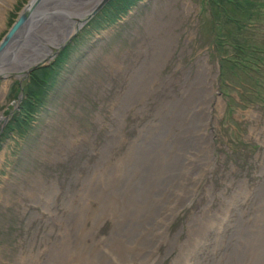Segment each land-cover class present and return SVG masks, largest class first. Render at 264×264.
Listing matches in <instances>:
<instances>
[{"label": "rangeland", "instance_id": "rangeland-1", "mask_svg": "<svg viewBox=\"0 0 264 264\" xmlns=\"http://www.w3.org/2000/svg\"><path fill=\"white\" fill-rule=\"evenodd\" d=\"M108 1L57 47L91 8L68 0L45 57L0 67V264H264V100L224 83L208 0H136L82 36L39 118L10 128L30 71ZM27 2L0 0V39Z\"/></svg>", "mask_w": 264, "mask_h": 264}, {"label": "trees", "instance_id": "trees-1", "mask_svg": "<svg viewBox=\"0 0 264 264\" xmlns=\"http://www.w3.org/2000/svg\"><path fill=\"white\" fill-rule=\"evenodd\" d=\"M135 2L136 0H109L92 17L88 24V31L79 34L80 36L77 34L78 36L76 35L57 53L52 62L37 66L30 71L27 82L22 83L24 97L10 120V124H14L10 128L14 127L24 132L35 119L39 118L50 92L64 76L70 58L74 56L76 49L79 50L80 43L78 42L89 40L88 36L103 29L105 25L116 23L120 15ZM208 3L209 12L215 21L214 26L218 28L215 34L218 35L219 44L224 46L226 42L229 43L230 52L225 51L220 56L222 72L226 76L224 83L226 79H229L227 76H231L237 80V86L244 97L254 101L264 100V36L261 35V39L256 35L242 40L234 36L233 32V30L243 33H247L248 30L252 33H257V30L264 32V26H261L264 25V0H208ZM222 20L232 23L233 30L227 29L225 32L224 27L219 26ZM83 35L84 41H82Z\"/></svg>", "mask_w": 264, "mask_h": 264}, {"label": "water", "instance_id": "water-1", "mask_svg": "<svg viewBox=\"0 0 264 264\" xmlns=\"http://www.w3.org/2000/svg\"><path fill=\"white\" fill-rule=\"evenodd\" d=\"M80 1H86L88 4L93 0ZM107 1L97 0L96 4L91 6L92 8H86L75 14L76 19L72 21L63 36L58 40V43L62 44L57 47H61L65 40L66 43L71 38V34H68L70 30L80 27ZM67 3L68 0H64V3L63 0H46L45 2L43 0H28L0 39V67L10 63H17V66L31 65L40 58L37 54L45 57L46 43L56 40L53 34H50L51 31L55 30L60 23L66 21L64 7ZM21 50H25L27 53H21ZM32 67L34 66L30 68Z\"/></svg>", "mask_w": 264, "mask_h": 264}, {"label": "bare ground", "instance_id": "bare-ground-1", "mask_svg": "<svg viewBox=\"0 0 264 264\" xmlns=\"http://www.w3.org/2000/svg\"><path fill=\"white\" fill-rule=\"evenodd\" d=\"M1 1H3V2H5V3L9 2V0H1ZM96 1H97V0H93L92 2L88 3V4H89V7H91V6H93L94 4H96ZM82 3H83V2H82ZM82 3H81V4H82ZM88 4H87V5H88ZM86 7H87V6H86ZM91 8H92V7H91ZM62 28H63V27H62ZM64 29H65V28H64ZM61 34H62V33H61ZM46 52H47V51H46ZM35 61H36V60H35ZM201 83H202V82H201ZM205 88H206V87H205ZM201 89H202V88H201ZM205 93H206V92H205ZM203 99H204V98H203ZM204 105H205V104H204V101H200V106H201L200 109H201V110H203ZM200 106H199V107H200ZM205 106H206V105H205ZM206 107H207V106H206ZM186 198H188V197H186ZM186 198H185V199H186ZM176 205H177V204H176ZM180 205H182V203H180ZM180 205H179V206H180ZM169 210H170V209H169ZM170 211H171V210H170ZM175 212H176V209L173 210V212H172L171 214L167 215L166 217L164 216L163 221H162L161 223H159V224L162 226V229H161L160 231H162L163 233L165 232L164 230H165V228H166V225H167V223H168L169 221H171V219H172V217L174 216V213H175ZM159 221H160V220H159ZM154 223H155V222H154ZM152 225H153V224H152ZM146 227H147V226H146ZM151 227H152V226H151ZM144 228H145V227H144ZM149 230H150V229H149ZM149 230H148V231H149ZM140 233H141V232H140ZM149 236H150V235H149ZM154 237H155V236H154ZM77 238H78V237H77ZM67 239H68V238H67ZM147 240H148V239H147ZM67 243H69V241H67ZM80 243H81V242H80ZM69 245H70V243L68 244V246L66 245V248H69ZM59 246H60V245H59ZM79 246H80V245H79ZM79 246H78V248H79ZM189 246H190V245H189ZM75 247H76V246H75ZM61 248H62V247H61ZM73 249H74V247H73ZM77 250H78V249H77ZM67 251H70V252L74 253V252L72 251V249H67ZM76 253H77V252H76ZM76 253H74L73 255L71 254V255L74 256V257H73V258L71 257V258H69V259L67 258L68 260H67V259H66L67 261L64 260L65 262L62 260V258H63V257H62V258L60 259V262H61V263L59 262L58 264H73V263H75V260H76V259H75V254H76ZM187 254H188V253H187ZM59 255H60V254H59ZM63 255H64V254H63ZM69 256H70V255H69ZM78 257H79V256H78ZM63 259H65V258H63ZM175 259H176V258H175ZM52 262H53V261H52ZM78 264H79V263H78Z\"/></svg>", "mask_w": 264, "mask_h": 264}]
</instances>
